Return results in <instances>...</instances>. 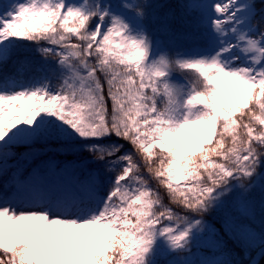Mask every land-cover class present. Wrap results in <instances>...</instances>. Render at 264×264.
Returning <instances> with one entry per match:
<instances>
[{"label": "snow or ice", "instance_id": "snow-or-ice-1", "mask_svg": "<svg viewBox=\"0 0 264 264\" xmlns=\"http://www.w3.org/2000/svg\"><path fill=\"white\" fill-rule=\"evenodd\" d=\"M152 7L0 5V264H231L225 236L264 245V0Z\"/></svg>", "mask_w": 264, "mask_h": 264}, {"label": "trees", "instance_id": "trees-1", "mask_svg": "<svg viewBox=\"0 0 264 264\" xmlns=\"http://www.w3.org/2000/svg\"><path fill=\"white\" fill-rule=\"evenodd\" d=\"M3 2V0H0ZM114 2H117V0H114ZM187 2V0H147V3L152 5L153 7L148 9L149 12H155V14L160 17L163 18L165 17L169 12L174 13V15L176 17H179L180 14V7L179 5L181 3ZM162 5V7H161ZM260 5L257 4V9L259 10ZM160 24V21H157L156 24H150V27L155 28L158 27ZM170 24L173 27H177V21L174 19L172 21H170ZM177 46L178 47H189V45H187L184 42H177ZM34 56V58L36 60H40L41 58L39 57V55L33 53L32 54ZM179 78V77H177ZM21 151L23 149H20ZM158 151V150H156ZM155 186V185H153ZM161 193L163 194V190L161 189ZM253 198L256 201V208H257V218H256V223L252 224L251 226L259 233H264V223H262L261 221L264 220V217L261 216V212H260V204H261V200H262V196L259 190H257L254 194H253ZM165 203H167V198L165 197ZM209 220H211L212 218L209 217ZM245 223H249L248 221H245ZM217 227H219V224L217 223ZM225 240L227 241V247L224 249V252L227 254L226 258L227 260L231 261V264H246V262L251 258L252 254L257 250L258 247H252V248H248L245 249L241 244L236 243L233 240L228 239L227 236H225ZM205 255L207 256H211V255H217L219 256L220 253H212L211 251L205 250L204 252ZM263 260L261 261V264H264V256L262 258Z\"/></svg>", "mask_w": 264, "mask_h": 264}, {"label": "water", "instance_id": "water-1", "mask_svg": "<svg viewBox=\"0 0 264 264\" xmlns=\"http://www.w3.org/2000/svg\"><path fill=\"white\" fill-rule=\"evenodd\" d=\"M264 255V245H261L257 248V250L254 252V254L251 256L249 261H247L246 264H252V261H256L257 264L259 263L260 259Z\"/></svg>", "mask_w": 264, "mask_h": 264}, {"label": "rangeland", "instance_id": "rangeland-1", "mask_svg": "<svg viewBox=\"0 0 264 264\" xmlns=\"http://www.w3.org/2000/svg\"><path fill=\"white\" fill-rule=\"evenodd\" d=\"M119 1V0H118ZM7 3H8V0H4V2H0V5H3L4 7H6L7 6ZM254 254V253H253ZM252 254V255H253ZM264 256V255H263ZM263 256H262V258H263ZM260 259V260H263V259ZM249 261V260H248ZM258 264H261V261H259V263Z\"/></svg>", "mask_w": 264, "mask_h": 264}]
</instances>
